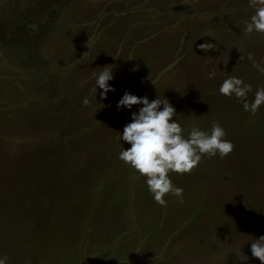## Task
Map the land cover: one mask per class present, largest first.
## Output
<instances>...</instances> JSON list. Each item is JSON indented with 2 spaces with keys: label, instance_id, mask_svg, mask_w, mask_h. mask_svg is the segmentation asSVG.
<instances>
[{
  "label": "rangeland",
  "instance_id": "1",
  "mask_svg": "<svg viewBox=\"0 0 264 264\" xmlns=\"http://www.w3.org/2000/svg\"><path fill=\"white\" fill-rule=\"evenodd\" d=\"M0 264H264V0H0Z\"/></svg>",
  "mask_w": 264,
  "mask_h": 264
},
{
  "label": "crops",
  "instance_id": "2",
  "mask_svg": "<svg viewBox=\"0 0 264 264\" xmlns=\"http://www.w3.org/2000/svg\"><path fill=\"white\" fill-rule=\"evenodd\" d=\"M137 25H140V24H137Z\"/></svg>",
  "mask_w": 264,
  "mask_h": 264
}]
</instances>
